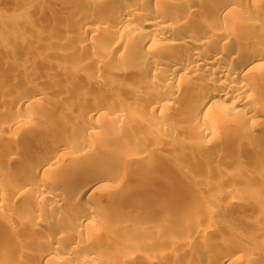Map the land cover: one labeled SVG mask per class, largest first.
<instances>
[{"label":"rangeland","instance_id":"1","mask_svg":"<svg viewBox=\"0 0 264 264\" xmlns=\"http://www.w3.org/2000/svg\"><path fill=\"white\" fill-rule=\"evenodd\" d=\"M38 1L35 12L28 10L23 0H0V48L4 68L8 71L4 77L13 82V92H18L21 85H36V96L44 104L39 102L41 105L19 111L3 109L0 118H12L16 114L19 117L43 115L48 120V137H56L37 143L64 144L69 152L60 162L64 168H68L76 156L91 155L90 167L99 164L111 173L95 184L89 182L91 177L84 171L79 172V181L88 182L89 189L72 206L68 202H58L55 207L24 202L29 209L41 211V219L32 222L68 220L65 225H71L75 218H84L86 208H99L97 216L77 230L81 240L90 246L73 257L76 260L92 256L94 259L89 264H149V258H157L154 264H219L220 259L226 257L225 252L228 257L224 264H264V153L258 152L264 138V82L244 89L254 109L235 106L228 100L220 116L212 117L207 113L192 122L186 103L194 97H189L185 89L189 87L196 93L204 88L206 80L196 78L189 84L177 81L167 86L152 85L151 80H158L162 72L144 64L152 59L161 61L156 52L159 49H168L180 57L184 55L183 45L156 44L149 48L143 43L142 40L148 38L149 27L142 21L150 18L154 11L152 0L148 7H140L141 14L132 21L135 29L143 27L145 34L142 30L134 31V27L131 31L126 28L127 35L119 38L107 34L113 21L108 10L117 5L111 0H95L97 3L92 6H87L83 0H65L67 11L60 10L53 3L55 0ZM247 4L250 10H246L251 13L245 11V19L240 22L219 24L206 18V23L209 27L227 28L234 36L243 34V44L264 46V1L255 7ZM252 7H260V10L256 12ZM178 11L177 8L170 10L171 13ZM83 12L86 18L102 20L103 24L97 26L93 22L84 36L77 37L75 23ZM247 21L259 22V27L242 30V23L248 24ZM149 34L157 37L153 29ZM7 45L12 47L9 51ZM98 53H103L101 59L91 62L90 57ZM16 67L24 69L25 75L15 76ZM0 70L4 69L0 66ZM233 79L235 85H239L247 77L237 75ZM156 90L166 96L158 99ZM11 97L7 95L2 102L6 103ZM162 98L167 105H160ZM103 105L120 110L119 120L113 122L104 115L87 118L89 112L99 111ZM37 120L31 119V123L36 124ZM85 127L97 129L95 138L100 141L94 140L98 143H89L93 140L91 137L80 136L78 129ZM205 130L210 132L207 134ZM13 131L10 126L0 129L2 134L15 137L13 143L16 141L15 146L22 148L17 136H12ZM247 136L257 144L255 148L245 149ZM10 143L0 141L2 156L7 147L14 146ZM24 150L32 154L33 147ZM102 153H109L111 158L108 160ZM22 161L11 163L6 169L17 171L23 166ZM5 166L0 163L1 173L6 170ZM137 186L141 190L133 191ZM60 187L64 186L50 182L45 189L51 194ZM1 189L6 194L9 190L8 185ZM22 199L13 196L0 201V264H57L61 250L56 249L66 242L64 235L56 231L37 227L29 231V237L17 234L21 242L17 246L12 242L16 237L7 229L10 225L17 226L18 222L4 220L21 210ZM246 200L253 204V209H232L233 204ZM115 212L119 217L113 216ZM70 230L75 231V228L70 227ZM42 239L58 246L51 253V256L55 253L53 257L57 261L52 257L37 260L36 255L44 248ZM10 241L13 244H9ZM208 241L212 248L207 256L195 257L198 248ZM228 241L244 246L245 252L227 246ZM249 250L259 256L247 255ZM130 253L137 261L129 262ZM74 261L70 264H77Z\"/></svg>","mask_w":264,"mask_h":264},{"label":"bare ground","instance_id":"2","mask_svg":"<svg viewBox=\"0 0 264 264\" xmlns=\"http://www.w3.org/2000/svg\"><path fill=\"white\" fill-rule=\"evenodd\" d=\"M27 4L28 10H33L39 6L40 1L38 0H23ZM86 2L87 6H92L97 3L95 0H83ZM100 1V0H99ZM103 1V0H102ZM112 2L117 3L116 6L111 7L108 12L112 15L113 21L108 28L107 34L113 38L118 36L123 37L127 35L125 32L126 28L131 29L134 27L132 21L135 18H138L141 14L140 7L143 5H149L150 0H111ZM262 1L264 0H152V5L154 7V11H152V15L150 18L145 19L143 24L147 28V32L143 31L141 27H135L134 31H143L146 32V38L143 39V43L147 44L150 47L156 44H162L165 46H172V45H183L184 55L180 57L176 53L169 51L168 49H159L158 55L162 58L160 60H148L144 62L145 66L149 69H159L161 76L158 80L153 79L151 80L152 85H165L176 83L177 81H183L186 84L192 82V79L203 78L205 81L204 88L200 89L198 92H191L190 88L185 89L186 94L190 97L192 96V100L188 99L186 103V111L189 113V118L192 122L195 119H199V117H203L205 114H211L212 117L220 116L224 111V103L228 100L235 106H241L244 108L252 109L253 106L250 103L251 98L249 94H245L244 89L249 86H256L260 82H264V46L258 45L257 43L252 44H243L245 37L243 34L236 35L233 34L231 31L226 29H221L219 26L217 27H209L206 21H215L216 23L225 22L226 21H242L244 18V14L247 12L249 8V4L252 6L261 5ZM261 2V3H259ZM60 10L67 11L68 8L65 7L66 4L65 0H55L53 2ZM257 3V4H255ZM248 6V8H247ZM148 7V6H147ZM151 8V6H150ZM171 8H177L179 11L178 13H171ZM247 8V10H246ZM253 8V7H252ZM260 8V7H259ZM259 8L257 9L259 11ZM67 9V10H66ZM145 9V8H144ZM245 9V10H244ZM259 9V10H258ZM152 10V8H151ZM72 11V10H70ZM74 11V10H73ZM86 11V10H85ZM148 11V10H146ZM173 11V9H172ZM246 11V12H245ZM252 11V9H251ZM36 12V11H35ZM69 12V11H68ZM149 12V11H148ZM253 12V11H252ZM84 13V12H83ZM76 21V29H77V37L78 35L84 36L85 30L89 28L93 22L97 24V26L102 25L100 20L98 19H88L86 18V13ZM144 13V12H143ZM251 13V12H247ZM198 14V17H196ZM75 15V14H74ZM144 15V14H142ZM146 16V15H145ZM248 16V15H247ZM245 15V17L247 18ZM196 17V19L194 18ZM204 18V19H203ZM207 18V20H205ZM77 19V17H76ZM245 19V18H244ZM57 20V19H56ZM249 22V21H247ZM207 24V25H206ZM220 24V23H219ZM197 27L196 30L194 27ZM245 27H251V29H255L259 27V22L253 21L245 24L244 22L241 25L242 30ZM201 28V29H200ZM74 29V30H76ZM154 30L157 37L152 34H149V30ZM73 31V30H72ZM133 31V32H134ZM129 32V31H128ZM127 32V33H128ZM75 33V32H74ZM75 33V36H76ZM49 34V33H48ZM130 34V32H129ZM145 34V33H144ZM148 35V36H147ZM152 35V36H151ZM117 38V37H116ZM141 41V42H142ZM187 43H191L188 45ZM4 47V46H3ZM10 45H7V50L11 49ZM9 51V50H8ZM3 51L0 48V66L3 71L0 70V111L2 113L7 111L8 109L14 108V110H21L32 108L37 104L42 103L40 99L36 96L38 93V87L35 85H21V88L18 92H13V82L10 80L5 79L4 74L7 76L8 71L4 68L3 65ZM99 54V55H98ZM90 57L91 62L95 60L101 59L103 53H98ZM101 54V55H100ZM105 55V54H104ZM228 58L226 61L225 58ZM236 62H233V61ZM97 66V65H96ZM94 65L93 68L97 69ZM158 70V71H159ZM15 76H19L20 74H24L25 70L21 67L15 68ZM13 75V76H14ZM25 75V74H24ZM239 77H247V80L242 82L239 85H235V76ZM182 82V83H183ZM190 82V83H191ZM238 82V81H237ZM157 91V90H156ZM158 91H160L158 89ZM154 92L156 93L158 99L161 100L163 95L161 92ZM7 95H12L9 101L6 103L2 102L3 98H6ZM159 95V96H158ZM166 96V95H165ZM164 96V97H165ZM163 97V98H164ZM162 98L160 102L161 106L167 105L166 101ZM152 103V102H151ZM154 104L158 102L154 101ZM44 104V103H42ZM41 105V104H39ZM254 109V108H253ZM84 113V112H82ZM87 115V114H86ZM104 115L106 118L111 119L113 122L119 120L121 116L120 110H111V107H107L103 105L99 108V111L89 112L87 118L96 117ZM8 118V119H7ZM7 118H0V129H3L7 126H10L13 131L12 136H17V141L21 144L22 148H18L13 143L14 138L8 137L9 135H4L0 132V141H9L10 144H14V146L10 145L7 147L4 152L5 155L0 154V163L3 165L8 166L11 163L18 162L19 160H23V166L18 169L17 171H8L7 169L3 172H0V188L3 186L8 185V192L7 194L0 190V201L9 200L11 197H22L23 199L20 202L21 210L18 212H14L13 214L8 215L7 219L4 221H16L18 225L15 227L14 225L8 226L7 232L11 235H15V239L12 242L15 245L21 243L18 241L16 236L17 234L22 233L24 236L26 235L29 237V231L33 230L37 227H43L44 229L50 230L52 232L60 233V235H64V242H66L65 246L59 247L56 249V246L53 245L50 240L44 241L42 247L43 250L41 253L37 254V260L43 259H51L55 257V249L61 250V254L56 256L57 259H61L62 261L57 264H70L74 261L73 254L81 252V250L88 248L87 241L81 240V236L79 235L80 227L86 226L89 224L88 219L90 220L91 217H96L99 213V208L96 207H88L84 210L85 213L84 218L79 217L75 218L71 225H65L68 220L62 223H50L49 221H42L37 220L35 222L34 219H39L40 212L38 209L28 208L24 205L26 201H32L33 203L39 204H49L52 207H55L58 202L63 204L64 202H68L67 204L71 205L76 204L79 202V199L88 192V182L86 181H79L80 176L77 175L79 172L84 173L91 177L88 179L89 182H95L98 184L101 180H103L106 176H109L111 173L109 169L105 167H100L98 164L97 167H90L91 160L93 161L92 156H84L82 158L77 157L74 158L71 163L69 164L68 168H64L62 165L65 158V154L69 153L68 148L63 146L64 144L58 143H51L49 144H39L38 141L48 142L49 140H53L56 136H49L46 129V125L48 124V120L43 115H36V116H22L16 114V117H7ZM38 119L37 123H31V119ZM97 130V129H96ZM96 130L92 127H85L78 129V133L80 136H84L85 138L91 137L93 140L89 141V143H93L95 140L94 138L97 135ZM205 132H210L209 130H205ZM208 134V133H207ZM210 134V133H209ZM236 135V134H235ZM232 134L229 135L227 141L230 140ZM249 136H247L248 138ZM81 138V137H80ZM87 138V139H88ZM82 139V138H81ZM100 141V139L95 138ZM55 140V139H54ZM90 140V139H89ZM226 141V142H227ZM17 142V143H18ZM52 142V141H51ZM98 143L97 141H95ZM36 143V144H35ZM95 143V144H96ZM256 143H253L249 140L246 142L245 149L250 150L255 148ZM33 147L32 154H29L24 148ZM203 146V145H202ZM258 147V152L260 154L264 153V138L261 144ZM88 149V144H87ZM84 146V148L86 149ZM83 148V149H84ZM5 149V148H4ZM82 149V148H81ZM86 149V150H87ZM29 150V149H28ZM76 153V152H75ZM214 153H217L216 151ZM91 154V153H90ZM107 159L111 158V155L102 153ZM78 155V154H77ZM93 155V154H92ZM110 155V156H109ZM217 155V154H216ZM264 155V154H263ZM64 156V157H63ZM101 157H104L100 155ZM116 156L112 158L115 159ZM97 159V158H94ZM121 159V157H120ZM112 160V159H110ZM118 160V159H116ZM124 160V159H123ZM120 162V161H119ZM124 162V161H123ZM93 163V162H92ZM95 163V162H94ZM92 166V164H91ZM68 169V170H67ZM2 171V170H0ZM84 171V172H83ZM84 175V174H83ZM12 177V179H11ZM14 178V179H13ZM10 179V183L7 181ZM87 179V178H86ZM48 181V182H47ZM55 182L60 187L59 191H54L51 194H48L45 187L50 183ZM66 185V186H65ZM97 186V185H96ZM140 188L134 187L133 191H139ZM95 191V190H94ZM90 193V192H89ZM88 193V194H89ZM91 195V194H90ZM24 200V201H23ZM23 201V202H22ZM59 205V203H58ZM78 205V204H77ZM74 206V205H73ZM87 207V206H86ZM191 207H194L193 204ZM253 209V204L246 200V201H239L233 204L232 209ZM118 213H113L114 217H119ZM96 215V216H95ZM41 219V218H40ZM3 221V222H4ZM92 222V221H91ZM69 223V222H68ZM15 224V223H14ZM8 223L5 222L4 226H7ZM70 227L75 228V231L70 230ZM26 233V234H25ZM187 234V232H185ZM22 235V236H23ZM57 236H55L56 238ZM11 239V240H12ZM48 239V238H45ZM87 240V239H86ZM11 241L8 242L9 244H13ZM70 242L73 244L70 245ZM55 243V242H54ZM234 242L228 241L227 246L235 248L238 252H245L244 246L239 244H233ZM16 245V246H17ZM211 242L203 244V246L199 247L195 257L197 258H204L207 256V253L210 251ZM10 246V245H8ZM13 246V245H12ZM20 246V244H19ZM60 246V245H59ZM226 246V247H227ZM58 247V246H57ZM223 248V249H226ZM55 248V249H54ZM226 257L220 259L219 264H224L227 260L228 252H225ZM252 250L247 252V255L255 258L259 255H256ZM64 255V256H61ZM134 255V254H133ZM131 255L128 256L129 262L135 261L136 257ZM136 255V254H135ZM78 256V254H77ZM86 256V255H85ZM81 257L77 258L75 261L77 264H89L93 261V257ZM224 256V255H223ZM237 256V255H236ZM62 257V258H61ZM71 257L73 260L71 261ZM156 258V257H155ZM55 259V258H54ZM53 259V260H54ZM55 259V261H57ZM157 259V258H156ZM155 259V260H156ZM52 260V261H53ZM139 260V258H138ZM154 258H149L148 263L154 264ZM54 261V262H55ZM70 261V262H69ZM74 261V262H75ZM137 261V260H136ZM159 262V261H158ZM157 262V263H158ZM56 263V262H55ZM232 262L228 263L231 264ZM250 264V263H248Z\"/></svg>","mask_w":264,"mask_h":264}]
</instances>
